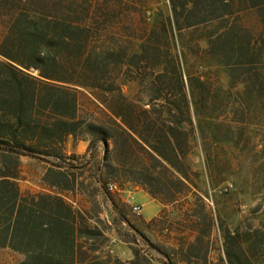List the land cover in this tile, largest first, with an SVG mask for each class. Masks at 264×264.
Segmentation results:
<instances>
[{
  "label": "trees",
  "instance_id": "1",
  "mask_svg": "<svg viewBox=\"0 0 264 264\" xmlns=\"http://www.w3.org/2000/svg\"><path fill=\"white\" fill-rule=\"evenodd\" d=\"M167 1L147 19L130 0H0V247L24 255L15 264H141L106 251L104 220L69 200L85 186L73 160H96L106 188L121 178L193 204L194 148L214 181L221 152L226 165L248 139L264 147V0ZM69 137L89 142L84 156ZM23 155L47 162L48 191L21 190ZM219 227L224 264H264V209Z\"/></svg>",
  "mask_w": 264,
  "mask_h": 264
},
{
  "label": "rangeland",
  "instance_id": "2",
  "mask_svg": "<svg viewBox=\"0 0 264 264\" xmlns=\"http://www.w3.org/2000/svg\"><path fill=\"white\" fill-rule=\"evenodd\" d=\"M148 12L147 19L158 7L167 11V0H130ZM152 16V15H151ZM150 16V17H151ZM2 26L0 24V38ZM1 58V56H0ZM36 74V72H35ZM222 78L226 81L225 74ZM88 93L82 96L83 103L89 111L99 112L93 97ZM87 140H75L69 137L65 148L67 152H75L84 156L88 151ZM243 152L229 151V163L223 164L225 152H221L222 162L218 171L224 176L218 180H208L203 163V154L194 148L190 160L192 162V190L197 197L193 204L186 203L185 197L178 196L175 202L161 203L147 192L144 185L135 182H124L115 177L117 188L109 190L95 179L100 178L96 160L82 167L83 160L71 163L79 181H84L82 192L67 193L71 200L91 214H98L109 227V241L106 246L112 256L123 261L134 257V250L140 253L141 264H224V237L220 224L233 228L234 225L246 222L257 223V218L264 209V147L262 139L255 136L246 141ZM98 159L103 157L104 145L98 144L95 151ZM88 158V157H87ZM46 161L34 156L23 155L21 158L20 186L26 192L48 191L42 183V176L47 168ZM226 167V168H225ZM222 177V178H221ZM232 185V186H230ZM229 187L224 192L225 187ZM174 191L181 187L174 185ZM223 191V192H222ZM129 195L135 202L143 206V215L132 212L127 202ZM177 208L179 215H170ZM199 222L198 231L189 228L188 219ZM22 255L8 247H0V264H15Z\"/></svg>",
  "mask_w": 264,
  "mask_h": 264
},
{
  "label": "built area",
  "instance_id": "3",
  "mask_svg": "<svg viewBox=\"0 0 264 264\" xmlns=\"http://www.w3.org/2000/svg\"><path fill=\"white\" fill-rule=\"evenodd\" d=\"M107 187L109 190L113 191L117 188V185L114 182H110ZM229 189L230 188L227 186L224 188V191H228ZM127 202L130 204L131 210L134 214L139 216L143 215V206L140 203L135 202V197L133 195H129Z\"/></svg>",
  "mask_w": 264,
  "mask_h": 264
},
{
  "label": "crops",
  "instance_id": "4",
  "mask_svg": "<svg viewBox=\"0 0 264 264\" xmlns=\"http://www.w3.org/2000/svg\"><path fill=\"white\" fill-rule=\"evenodd\" d=\"M19 181H20V179H19ZM43 183V182H42ZM19 185H20V183H19ZM44 186L46 187V185L44 184ZM20 188H21V186H20ZM21 190H22V188H21ZM23 191V190H22ZM23 192H25V193H27L26 191H23ZM31 193H36V192H31ZM69 200L73 203V204H75L72 200H71V196L69 195ZM8 248H10V247H8ZM11 249V248H10ZM13 250V249H12ZM14 251V250H13ZM15 252H17V251H15ZM19 253V252H18ZM23 257H22V259L21 260H23V258H24V255L22 254V253H20ZM20 260V261H21ZM19 262V261H18ZM17 263V262H16Z\"/></svg>",
  "mask_w": 264,
  "mask_h": 264
}]
</instances>
